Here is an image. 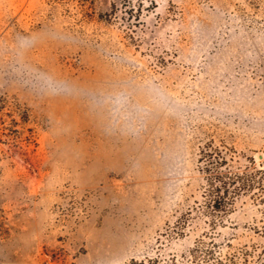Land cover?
Segmentation results:
<instances>
[{"label":"rangeland","instance_id":"rangeland-1","mask_svg":"<svg viewBox=\"0 0 264 264\" xmlns=\"http://www.w3.org/2000/svg\"><path fill=\"white\" fill-rule=\"evenodd\" d=\"M226 168H264V0H0V264H264Z\"/></svg>","mask_w":264,"mask_h":264},{"label":"trees","instance_id":"trees-1","mask_svg":"<svg viewBox=\"0 0 264 264\" xmlns=\"http://www.w3.org/2000/svg\"><path fill=\"white\" fill-rule=\"evenodd\" d=\"M209 173H212V176L207 177L208 192L212 197L206 207L209 215L219 213L222 216L230 213L234 209L235 199L243 193L251 192L255 187L263 191L264 168L254 172H233L226 168ZM188 260L194 264H225L222 258L214 256L210 249L200 246H194L190 250ZM130 264L145 263L132 260Z\"/></svg>","mask_w":264,"mask_h":264}]
</instances>
